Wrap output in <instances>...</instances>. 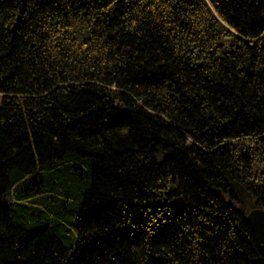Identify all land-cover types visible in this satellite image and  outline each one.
<instances>
[{"label": "trees", "instance_id": "trees-1", "mask_svg": "<svg viewBox=\"0 0 264 264\" xmlns=\"http://www.w3.org/2000/svg\"><path fill=\"white\" fill-rule=\"evenodd\" d=\"M0 264H264V0H0Z\"/></svg>", "mask_w": 264, "mask_h": 264}, {"label": "water", "instance_id": "water-1", "mask_svg": "<svg viewBox=\"0 0 264 264\" xmlns=\"http://www.w3.org/2000/svg\"><path fill=\"white\" fill-rule=\"evenodd\" d=\"M247 220L257 241L264 245V209H253L247 215Z\"/></svg>", "mask_w": 264, "mask_h": 264}, {"label": "rangeland", "instance_id": "rangeland-1", "mask_svg": "<svg viewBox=\"0 0 264 264\" xmlns=\"http://www.w3.org/2000/svg\"><path fill=\"white\" fill-rule=\"evenodd\" d=\"M1 103H2V96L0 95V106H1Z\"/></svg>", "mask_w": 264, "mask_h": 264}]
</instances>
